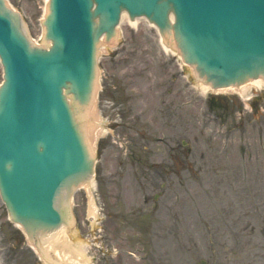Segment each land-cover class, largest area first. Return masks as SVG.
Wrapping results in <instances>:
<instances>
[{"label": "rangeland", "instance_id": "1", "mask_svg": "<svg viewBox=\"0 0 264 264\" xmlns=\"http://www.w3.org/2000/svg\"><path fill=\"white\" fill-rule=\"evenodd\" d=\"M7 1L44 45L49 0ZM119 31L117 49L99 54L96 190L75 194L73 220L46 254L59 264H264V89L209 94L147 20ZM130 97L137 131L124 124ZM35 252L0 197V264H47Z\"/></svg>", "mask_w": 264, "mask_h": 264}, {"label": "water", "instance_id": "2", "mask_svg": "<svg viewBox=\"0 0 264 264\" xmlns=\"http://www.w3.org/2000/svg\"><path fill=\"white\" fill-rule=\"evenodd\" d=\"M123 11L156 24L215 89L264 79V0H51L48 48L33 46L0 0V194L35 243L66 222L64 201L93 173L86 131L96 53Z\"/></svg>", "mask_w": 264, "mask_h": 264}, {"label": "bare ground", "instance_id": "3", "mask_svg": "<svg viewBox=\"0 0 264 264\" xmlns=\"http://www.w3.org/2000/svg\"><path fill=\"white\" fill-rule=\"evenodd\" d=\"M125 19H128V21L130 22V25L134 26L135 24L138 23V21H140V19H135V20H130L129 19V16H128V13H123L122 14V17H121V23L125 20ZM171 19L172 21L174 20V16L172 15L171 16ZM142 20H146V19H142ZM152 27H154V25L150 24ZM120 37V31H118V28H117V31H116V40H113V41H110V42H106L105 38L103 37L102 40H101V43H100V52L101 51H105V52H109L111 48L115 47L117 42H118V39ZM161 41V44L164 48L165 51H173L174 53L176 52L175 49H170L166 46V42L164 40V38H161L160 39ZM47 45H49L47 42L42 46V47H47ZM179 55V54H178ZM180 57V55H179ZM194 71V70H193ZM262 86H264V80L262 78L260 79H256V80H251L241 86H233V87H229V88H224L222 89V91H236L238 94H240L241 96H246L250 89L253 88V87H258V88H261ZM198 87L204 89V90H212L210 88L209 85H205L203 84L202 82H199L198 84ZM221 91V90H220ZM94 107V103L92 102L91 105H90V111H89V118H88V124H87V131H86V140H87V144H88V147L90 150H92V146H93V141L95 139V136L97 137L100 132L97 131L96 134H95V129L96 127L98 128V126H92L90 124V120H96V113H95V109L93 108ZM95 134V135H94ZM94 185V182L91 181L89 183H87L86 185H84V187H87V188H91L92 186ZM64 203H66L64 201ZM95 203L94 201L92 200L91 201V213L94 212L95 210ZM95 216L96 214L93 213ZM62 233H64L63 231H59V232H55L53 235H49V236H46V238L44 239V242L43 243V247L41 249V246H37L36 249L42 254V258L48 263V264H59V263H56L52 260H50V257L46 254L47 250L49 247H51L52 245L54 244H61V242L59 241V239L61 238L62 236ZM80 249H78L79 251Z\"/></svg>", "mask_w": 264, "mask_h": 264}, {"label": "flooded vegetation", "instance_id": "4", "mask_svg": "<svg viewBox=\"0 0 264 264\" xmlns=\"http://www.w3.org/2000/svg\"><path fill=\"white\" fill-rule=\"evenodd\" d=\"M172 94H173V90H172V88H169L167 95L170 96ZM132 100H133L132 97L128 98V104ZM128 107H129L128 110L124 111V116H123L125 119L124 124L126 125L127 129H129L131 131H137V125H139V120H137V117L131 116V114L133 112V107L131 105H129ZM168 107H169V115H171L173 112V106L170 105ZM127 112H128V114H127ZM148 170H151V169L148 168ZM11 264H13V260H11Z\"/></svg>", "mask_w": 264, "mask_h": 264}]
</instances>
